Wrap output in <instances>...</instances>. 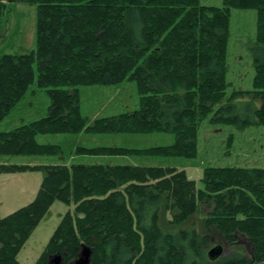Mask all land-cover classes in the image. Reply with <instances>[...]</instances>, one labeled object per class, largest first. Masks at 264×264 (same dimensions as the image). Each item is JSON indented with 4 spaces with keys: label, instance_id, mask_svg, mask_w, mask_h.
<instances>
[{
    "label": "trees",
    "instance_id": "1",
    "mask_svg": "<svg viewBox=\"0 0 264 264\" xmlns=\"http://www.w3.org/2000/svg\"><path fill=\"white\" fill-rule=\"evenodd\" d=\"M37 5L36 49L0 56V123L34 84L46 89L47 115L0 132V156H54L40 135L170 134L173 144L146 149L78 147L75 155L197 157L201 124L264 126V0H0ZM256 10L254 89L229 96L231 10ZM135 83L140 108L88 124L80 88ZM41 172L35 199L0 216V264L18 256L56 201L73 205L35 264L61 254L73 264L82 245L91 264L264 263V168L208 167L204 188L184 170L157 166L0 165V174ZM206 206L202 233L185 227ZM171 215L166 218V214ZM247 242L212 259L220 243ZM222 247V246H221ZM223 249V247H222Z\"/></svg>",
    "mask_w": 264,
    "mask_h": 264
},
{
    "label": "rangeland",
    "instance_id": "2",
    "mask_svg": "<svg viewBox=\"0 0 264 264\" xmlns=\"http://www.w3.org/2000/svg\"><path fill=\"white\" fill-rule=\"evenodd\" d=\"M204 6L222 7L223 0H200ZM37 5L19 2L7 3L5 14L0 17V56L26 55L36 49ZM256 10H231V22L228 40L229 96L234 90L252 91L256 75L253 63V48L257 45ZM81 113L92 125L96 120L123 113L134 112L140 108L139 94L135 83L123 82L116 86H89L80 88ZM51 104L46 89L34 84L25 97L10 111L0 123V132L13 131L44 118ZM209 117L199 129L197 138V157L155 158V157H117L110 158L112 165L157 166L184 170L203 189L204 170L208 167L264 168V126H252L243 130L233 125L211 123ZM39 144L57 145L62 154L54 156H0V165L58 166L74 165L85 159H76L78 147L95 148L100 145L125 148L146 149L156 146H169L174 142L170 134L152 135H116L94 137L86 133L40 135ZM77 157V156H76ZM89 163V162H88ZM90 164V163H89ZM43 179L41 172L0 174V216L6 217L29 205L36 197ZM74 206L56 201L48 214L36 227L21 250L20 264H35L49 243L62 217ZM210 210L204 206L199 213L184 225L194 227L198 232L204 230V220ZM166 214V218H170ZM224 256L242 248L249 256L250 245L241 243H220Z\"/></svg>",
    "mask_w": 264,
    "mask_h": 264
},
{
    "label": "water",
    "instance_id": "3",
    "mask_svg": "<svg viewBox=\"0 0 264 264\" xmlns=\"http://www.w3.org/2000/svg\"><path fill=\"white\" fill-rule=\"evenodd\" d=\"M222 252H223L222 247L217 246L210 251L209 255L212 259H214V258L221 256ZM92 254H93V251L90 247L86 245H82L79 256L73 264H91ZM63 263H64V260L61 254H56L50 257L49 262H48V264H63ZM261 264H264V263H261Z\"/></svg>",
    "mask_w": 264,
    "mask_h": 264
},
{
    "label": "crops",
    "instance_id": "4",
    "mask_svg": "<svg viewBox=\"0 0 264 264\" xmlns=\"http://www.w3.org/2000/svg\"><path fill=\"white\" fill-rule=\"evenodd\" d=\"M88 135H91V134H88ZM91 136H94V137H106L107 136V137H109V136H116V135H91ZM97 147H110V146L100 145ZM76 156H75L76 159L80 158V159L87 160L85 162L79 161L78 163H76V164H83V165L103 164V165L114 166V165H112V163L109 162L110 158H117V156H115V157L114 156H88V155H76ZM126 157H131V156H123L122 158H126Z\"/></svg>",
    "mask_w": 264,
    "mask_h": 264
}]
</instances>
